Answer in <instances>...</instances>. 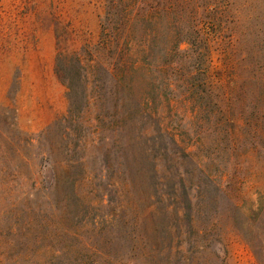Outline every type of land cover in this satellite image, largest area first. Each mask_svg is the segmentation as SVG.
Masks as SVG:
<instances>
[{
    "label": "rangeland",
    "instance_id": "374dc122",
    "mask_svg": "<svg viewBox=\"0 0 264 264\" xmlns=\"http://www.w3.org/2000/svg\"><path fill=\"white\" fill-rule=\"evenodd\" d=\"M107 12L0 0V264H264V0Z\"/></svg>",
    "mask_w": 264,
    "mask_h": 264
},
{
    "label": "trees",
    "instance_id": "16d2710c",
    "mask_svg": "<svg viewBox=\"0 0 264 264\" xmlns=\"http://www.w3.org/2000/svg\"><path fill=\"white\" fill-rule=\"evenodd\" d=\"M105 1L107 2V5L110 6L113 10L122 8L123 14L114 16L116 14L114 13L110 14L109 12H107V17H106L107 25L103 27L104 36L99 46L102 48H108L109 45L111 46V44L114 43L120 49V51L124 55V60L122 61V68L120 73L121 76H119L117 80H119L122 88L124 87L129 92H135L139 84L140 73L143 70L142 62L140 61L138 54L139 51L138 44L140 41H142L138 37V35H140L138 34L140 33V29L138 25H136L134 29L133 28L131 29V27L135 24L133 23L134 19L136 22V18L134 17V15L129 14V8L131 7V5L134 6L136 0H105ZM112 22L116 24L112 25ZM74 59L76 60V62H78V64H81L80 59L78 57ZM135 105L136 107H138L139 102L136 101ZM75 109H76V105L74 104V102L71 101V107L69 110L68 117L71 118L73 117ZM154 114L157 115L156 110ZM66 119L67 118L65 117L64 120ZM69 130L71 131V134L77 135L76 130L66 127V131ZM75 146L78 147L79 144ZM69 166L73 167L72 165Z\"/></svg>",
    "mask_w": 264,
    "mask_h": 264
}]
</instances>
